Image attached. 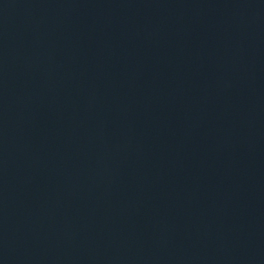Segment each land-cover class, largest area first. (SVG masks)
I'll use <instances>...</instances> for the list:
<instances>
[{"label": "water", "instance_id": "95a60500", "mask_svg": "<svg viewBox=\"0 0 264 264\" xmlns=\"http://www.w3.org/2000/svg\"><path fill=\"white\" fill-rule=\"evenodd\" d=\"M0 264H264V0H0Z\"/></svg>", "mask_w": 264, "mask_h": 264}]
</instances>
